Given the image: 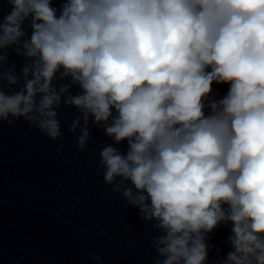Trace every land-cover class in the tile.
Segmentation results:
<instances>
[{"label":"clouds","instance_id":"obj_1","mask_svg":"<svg viewBox=\"0 0 264 264\" xmlns=\"http://www.w3.org/2000/svg\"><path fill=\"white\" fill-rule=\"evenodd\" d=\"M4 2L0 127L57 141L74 108L79 152L102 129L104 183L159 233L153 264H207L208 234L228 224L221 264H264V0Z\"/></svg>","mask_w":264,"mask_h":264},{"label":"water","instance_id":"obj_2","mask_svg":"<svg viewBox=\"0 0 264 264\" xmlns=\"http://www.w3.org/2000/svg\"><path fill=\"white\" fill-rule=\"evenodd\" d=\"M10 11L11 5L0 0V17ZM24 28L30 34L27 22ZM7 52L19 73L23 58L10 48ZM213 89L220 98L228 85L213 84ZM77 115L74 108L61 107L63 135L57 141L23 120L0 127V264H153L150 239L159 233L145 225L136 207L122 208L124 198L104 183L99 152L112 143L104 131L90 126L87 149L77 150L68 130ZM119 147L126 152L127 142ZM230 230V224L220 225L208 234L214 247L207 264L226 258ZM93 253L102 260L91 259Z\"/></svg>","mask_w":264,"mask_h":264}]
</instances>
